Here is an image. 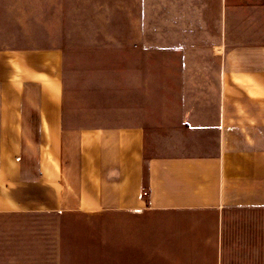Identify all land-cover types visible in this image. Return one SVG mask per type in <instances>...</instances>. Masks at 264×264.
Listing matches in <instances>:
<instances>
[{
  "label": "crops",
  "instance_id": "1",
  "mask_svg": "<svg viewBox=\"0 0 264 264\" xmlns=\"http://www.w3.org/2000/svg\"><path fill=\"white\" fill-rule=\"evenodd\" d=\"M50 1L0 7V214L82 218L115 264H264V0Z\"/></svg>",
  "mask_w": 264,
  "mask_h": 264
},
{
  "label": "rangeland",
  "instance_id": "2",
  "mask_svg": "<svg viewBox=\"0 0 264 264\" xmlns=\"http://www.w3.org/2000/svg\"><path fill=\"white\" fill-rule=\"evenodd\" d=\"M117 0H67L71 9L97 16L94 21L113 23ZM50 0H0L14 11L20 4L36 12ZM124 7L130 0H123ZM128 4V5H127ZM82 34V32H76ZM114 31H107V35ZM98 225L82 218L55 220L49 214H0V264H115L113 240H98Z\"/></svg>",
  "mask_w": 264,
  "mask_h": 264
}]
</instances>
